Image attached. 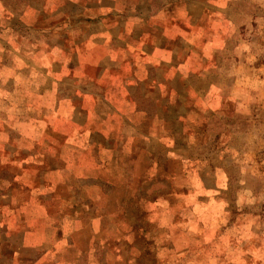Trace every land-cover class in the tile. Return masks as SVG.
Wrapping results in <instances>:
<instances>
[{"label":"rangeland","instance_id":"1","mask_svg":"<svg viewBox=\"0 0 264 264\" xmlns=\"http://www.w3.org/2000/svg\"><path fill=\"white\" fill-rule=\"evenodd\" d=\"M66 1L0 0V264H264V0Z\"/></svg>","mask_w":264,"mask_h":264},{"label":"crops","instance_id":"2","mask_svg":"<svg viewBox=\"0 0 264 264\" xmlns=\"http://www.w3.org/2000/svg\"><path fill=\"white\" fill-rule=\"evenodd\" d=\"M80 1V3H83V4H86L85 5V7L87 6V5H89V7H96V8H98L99 9V11H100V14L102 15V16H104V15H108V14H110V13H112L113 11H115V12H119L120 10H129V7L133 10V5L135 4V0H79ZM68 1H66V0H64V3H67ZM59 3H61L60 1H59ZM121 4V5H120ZM125 5H126V7H125ZM123 6V7H122ZM77 7V6H76ZM57 10H58V12L60 13V15H62L63 16V18L65 17V15L64 14H67V12H69V10H68V8L67 7H65V6H61L60 7V5H59V7L57 8ZM129 12V11H128ZM127 13V12H126ZM122 13V15L121 14H119V13H117V15H114V17H117V19H125V20H128L129 19V23L131 24L130 26L127 24V26H125V28H124V32H123V34H129L130 32H132V30H133V27L135 26V22H133V20L131 19V17H129V13ZM128 23V22H127ZM66 25H68V22H67V24ZM119 34V32L118 33H116L115 34V37L117 38V35ZM113 38V37H112ZM87 43V46H86V48L83 50V52H85V53H88V54H90V53H93V54H95V53H97V52H100V51H104V50H108V52L109 53H112V52H114V51H120V48L119 49H117L118 47L117 46H115V45H112L111 47H108L107 45H109V43L107 44V43H105V40L104 39H102V38H97V37H88L87 38V40H86V42H85V44ZM105 43V44H104ZM102 44H104V45H102ZM127 47H129L128 45H126ZM122 48V47H121ZM62 49V51H65V49L66 48H61ZM129 49V48H128ZM130 50V49H129ZM53 51H55V49L53 48V47H49V49H47V52H53ZM156 51H158V52H160L161 51V49H156ZM82 52V53H83ZM79 53H80V51H79ZM131 54L129 53V55L127 54V55H125L124 56V59H123V61L121 62V64H119L118 65V68L119 67H121V66H124L125 64H126V66H132V67H134V66H136V65H138V63L140 62L139 61V59H136L134 56H132L131 57V59H129V56H130ZM127 56V57H126ZM63 60V59H62ZM85 60V59H84ZM54 61H57V59L56 60H54ZM61 61V60H60ZM79 61L81 62V64H83L82 62H84L83 61V59H79ZM85 63L86 64H89L90 62H88V61H86L85 60ZM99 62H95V63H91L94 67H100L99 66V64H98ZM101 68V67H100ZM100 81L102 82V83H105L106 85H105V87H104V89H110L111 90V88H113V86H114V84H113V81H112V79L110 80V78H107L106 77V73H105V75H102L101 76V78H100ZM116 82H117V84L118 85H120L119 84V81L118 80H116ZM107 94V93H106ZM113 94H110V93H108L107 94V96H106V99L108 100V101H112L113 99H112V97H114V96H112ZM112 103V102H111ZM131 108V107H130ZM129 107H127V106H124V108L122 109V111H123V113L121 112L120 113V115H124V116H127V114H129L128 112H132L133 110H131ZM118 109V108H117ZM119 112V111H118ZM60 116L62 117V120H63V122H65V120L67 119V118H69L70 116H67V114L66 113H63V112H61L60 113ZM117 116H119V115H117ZM117 118V117H116ZM118 119V121H119V123L121 122V120L119 119V118H117ZM113 122H114V119L112 120ZM110 125H111V123H110ZM104 126H105V124H104ZM106 128V127H105ZM121 141H122V144H120V145H118V146H123V145H126L127 144V139H124V140H122L121 139ZM148 143H146V141H137V145L136 146H141V147H138V149L139 148H141V149H143L142 147V145H147ZM112 146H113V144H112ZM114 147V146H113ZM141 153H139V151H138V155H140ZM142 156H144L143 154L142 155H140V157H142ZM148 158H149V160H151V161H153V158L151 157V156H148ZM155 161V160H154ZM157 162H159V161H157ZM163 162H166V160H165V158H164V160H163ZM160 163V162H159ZM162 163V162H161ZM154 165L155 166H157V163L156 162H154ZM125 174L124 175H122V174H120L119 175V177L118 178H116L115 179V181L112 183V189H111V192H113L114 190H116V189H120V190H123V188H124V185H121V183H123V182H126L127 180H126V178H125ZM167 191V190H166ZM147 202H145L143 205H139V209H140V211L139 212H143V208H144V206H145V204H146ZM154 204V203H153ZM147 205V204H146ZM149 206L150 207H152L153 209H154V211L155 212H157V217L156 218H160L161 217V215L163 214V209H164V207L163 206H161L160 205V203L158 204V206L157 205H152L151 203H149ZM135 208H134V206L133 205H127L126 207H125V210L126 211H130L131 212V210H134ZM146 225H152L151 224V221L150 220H148L147 222H146V224H141L140 226H139V228L140 227H144V226H146ZM92 229H94V228H92ZM94 231V230H93ZM117 239V238H116ZM117 240H119V241H116L117 242V244L118 243H121L122 245H130L132 242H133V240H134V238L133 237H131V236H129V237H127V236H123V237H120L119 239H117ZM142 241L141 242H143V243H149L150 241H146L145 240V237H143V239H141ZM126 249V248H125ZM74 251H76L77 253H78V255H83V253L87 250V247L83 250V249H81V250H78V249H76V248H74L73 249ZM127 250V249H126ZM128 251V250H127ZM110 264H113V262L112 263H110Z\"/></svg>","mask_w":264,"mask_h":264},{"label":"trees","instance_id":"3","mask_svg":"<svg viewBox=\"0 0 264 264\" xmlns=\"http://www.w3.org/2000/svg\"><path fill=\"white\" fill-rule=\"evenodd\" d=\"M143 243V242H142ZM143 244H146V243H143ZM150 250H151V247L149 248V254H150ZM144 251H146V250H144Z\"/></svg>","mask_w":264,"mask_h":264}]
</instances>
